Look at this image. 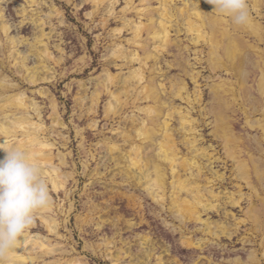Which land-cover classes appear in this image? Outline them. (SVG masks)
I'll return each mask as SVG.
<instances>
[{"label":"rangeland","instance_id":"rangeland-1","mask_svg":"<svg viewBox=\"0 0 264 264\" xmlns=\"http://www.w3.org/2000/svg\"><path fill=\"white\" fill-rule=\"evenodd\" d=\"M108 1L93 13L98 7L90 0H37L34 4H31V0H0V12H3L4 21L10 25V35L21 40L13 49L12 58L8 56L6 45L0 43V71L18 84L17 90L26 93L29 97L28 103L36 101L39 104L42 121L33 110V105L26 115L43 124L44 132L38 137L49 143L53 157L52 163L40 164L49 186L51 209L37 211L33 223L23 234L29 233L47 244L50 242L55 252H38L30 264H68L72 260L76 261V264H143L144 261L146 264H156L159 261H162V264H230L231 259L237 257L246 259L247 252L242 250V238L250 236L253 241L257 239L256 247H259L261 241V236L255 238L256 234H251L250 222L238 229V234L232 239L222 237L223 240H218L217 244L216 241L213 244L202 241V247L189 248L183 243L187 236L191 235L196 240L209 237L202 230L204 224L189 222L187 227L181 228L179 219L166 209L167 205L163 208L153 201L140 183L123 178L126 168H129V162L124 157L127 143L121 133L122 129L127 130L130 126L125 117L137 114L147 119L148 116L138 110L139 106L147 102L129 98L123 107L118 108L119 113L107 115L106 106L110 99L107 91L102 93L100 101L93 109L91 96L101 75L107 69L116 75L124 74L120 78V84L115 85L116 88L113 87L114 90H118L129 72L130 68L123 65L124 60L117 59L114 63L112 53L116 48L114 41L122 40L127 50L135 49L134 45L130 46L127 42L132 36V31L125 30L117 35L114 29L122 26L124 16L135 20L146 19L138 14L137 9L129 10L125 15L123 9L127 0H118L115 5L112 0ZM181 1L176 0L178 6L182 5ZM250 1L247 0V4L252 16L264 24V2L261 12L258 13L253 8L252 0ZM135 5L140 6V0H135ZM148 6L155 8L160 4L157 0H152ZM24 8L26 12L23 13ZM180 28L181 32L177 31L176 26L172 30L170 52L164 53L156 65V81H164L168 91H171L169 77L176 76V79L187 82L188 91L193 95L196 83L185 72L186 69L200 71L199 83L205 98L202 106H195L193 113L202 121L199 126V133L204 135L202 144L210 148L209 151L214 156L213 161L218 159L211 164L212 169L205 168L204 171L208 177L213 175L210 170L226 174L224 183L217 181L215 186L216 190L221 192L222 200H225V194L236 189V183H231L232 161L225 158L222 144L213 136L211 117L205 118L200 110L203 106L210 107V84L223 78H235L223 70L213 71L207 59L209 47L198 45L202 52L197 54L199 50H194L183 23ZM42 31L45 34L41 38L43 42L36 40ZM246 38L250 39L251 43H257L254 37L245 36L243 41H246ZM0 40L6 44L7 37L4 33L0 34ZM44 43L50 49L52 58L46 55L38 57L33 53L43 49ZM259 46L264 49V41L259 42ZM19 52L27 55L25 63L16 62L14 59V56L18 57ZM198 56L200 60H197ZM42 58L46 68L36 82L29 81L25 76L34 74L32 67L40 64ZM256 58L254 52L250 59ZM186 59L189 64H186ZM176 60L181 62V66L177 65ZM166 61L173 65L168 68ZM153 63L154 60H151L150 65ZM134 65L138 66L136 62ZM247 71L250 74L249 90L256 93L254 90L258 71L253 65H249ZM82 96H86V99H82ZM177 103L184 107L187 105L185 100L179 98L176 99ZM20 115L21 112L17 111L16 116ZM245 124V114L238 110L233 119L235 132L250 144L253 139L245 137L248 131H251L253 136H260V131L249 130L245 128ZM174 126H177V121ZM8 140L14 143L16 137L12 136ZM113 143L118 144V148L111 151L108 146ZM60 155L65 156L66 164L60 162ZM53 167L71 174L66 180L62 177L55 178L60 184L64 182L58 191L54 189L51 178L46 173V170ZM132 172L139 174L136 168H133ZM244 186V192L250 193L249 187ZM229 206L225 208L221 205L217 215L210 213L208 216L204 213L203 218L229 223L225 217L227 210L229 213H235L237 219L246 218L248 199L243 202L244 207L235 209ZM43 218L53 222V232L48 230ZM230 221L234 222L235 219L231 218ZM250 246L247 248H254L253 245ZM151 251L152 256L149 259L144 258V252Z\"/></svg>","mask_w":264,"mask_h":264},{"label":"bare ground","instance_id":"bare-ground-1","mask_svg":"<svg viewBox=\"0 0 264 264\" xmlns=\"http://www.w3.org/2000/svg\"><path fill=\"white\" fill-rule=\"evenodd\" d=\"M90 1L98 7L93 13L99 10L101 4L106 3V0ZM151 1L140 0V6L135 5V0L126 1V6L123 9L125 15L129 13V10L137 9L138 14L143 15L146 20L143 18L128 19L127 16H124L122 26L114 29L117 35L125 30L132 31V36L127 37V42L130 46L134 45L135 49L127 50L122 40L114 41L113 45L116 48L112 53L115 58L114 63L117 59L124 60L123 65H127L130 69L118 90H114L113 87L118 86L120 78L124 74L116 75L107 69L101 75L98 82H102H97V87L91 96L93 102L91 109L95 108L105 91L110 97L106 106L107 115L119 113L118 108L123 107L129 98L134 101H146L147 104L139 106L138 110L148 118H142L137 114L129 115L125 119L130 123V126L127 130H121L124 136L123 140L127 143L124 157L129 162L127 165L129 168H126L123 178L125 180L133 179L134 183H140L153 201L162 205L163 208L167 205L166 209H169L172 215L179 219L181 228L187 227L189 222L204 224L205 227L202 230L209 237L196 240L191 235L187 236L183 239V243L189 248L202 247V241L212 244L216 241L215 244H217L220 239H232L235 234H238V229L250 222L252 224L251 234H256L255 238L261 236L259 247L255 246L258 243L257 239L253 241L250 236L243 237L242 250L247 252V257L246 259L243 257L231 259L230 264H264V49L259 46V42L264 41V24L252 16L248 4V24L236 26L227 15L213 11L214 6L207 3V0H182L180 6L177 5L176 0H157L160 6L155 8L148 6ZM36 2L37 0H31V4ZM112 2L115 5L118 0H112ZM252 2L253 8L258 13L261 12L264 0H252ZM24 12H26L25 8ZM212 12L215 14L213 15ZM181 23L185 26L194 50H199L197 54L200 55L202 52V48L198 49V45L209 47L207 59L211 69L215 72L226 71L235 78H223L210 84V107L203 106L200 110L205 118L211 117L213 136L222 144L225 158L232 161L231 183H236V189L228 190L225 200H222L221 192L217 191L215 186L217 181L224 183L227 179L226 174L210 170L213 175L208 177L204 171L205 168L212 169L211 164L218 159L215 158L213 161L214 156L209 151L210 148L202 144L204 135L199 133L202 121L193 113L195 106L197 104L202 106L205 98L199 83L200 71L186 69L185 72L196 83L193 95L188 91L187 82L179 80V78L176 79V76L169 77L171 91H168L164 81H156V65L165 55L164 53L170 52L172 30L176 26L177 31L181 32ZM39 24L41 23L39 22ZM10 29V25L4 21L3 12H0V34L4 33L7 37L6 44L2 40L0 43L6 45L9 57L13 56V49L21 42L17 37L10 35ZM44 35V31H42L36 40L40 41ZM245 36L254 37L257 43H251L247 38L246 41H243ZM41 42L43 41L41 40ZM49 50L44 43L43 49H38L33 53L38 57L46 55L48 58H52ZM254 52L257 58L251 60L250 57ZM17 54L18 57L14 56L16 62L23 61L25 63L27 61V55L20 52ZM196 58L200 60V56ZM151 60H154L152 65H150ZM44 61L42 58L40 64L32 67L33 75L25 76L29 81L36 82L38 80V76L46 68ZM134 62L138 64L137 67ZM166 62L168 68L173 65ZM187 62L189 64L188 59H186V64ZM177 63L178 66H181L180 61ZM249 65H253L258 71L254 90L257 95L249 90L250 74L247 71ZM42 78L45 79V77H40V79ZM252 87L253 85L250 86V88ZM17 88L18 84L0 71V148L16 146L26 150L39 165L52 163L53 157L50 154L49 143L38 137L44 132L43 124L26 115L33 105V110L42 121L41 108L36 101H33L32 104L28 103L29 97L24 91L17 90ZM83 98L86 99V96H82ZM177 98L185 100L187 105L184 107L181 104H176ZM238 110L245 114V128L260 131V136H253L251 131H248L245 137L253 139L250 144L246 143L247 141L242 135L235 132L233 119ZM17 111L21 112L20 116H16ZM175 121H177V126H174ZM12 136L16 137L14 143L12 140H8ZM117 148L118 144L116 143L108 146L111 151ZM4 155V151L0 149V158H3ZM59 159L62 164L67 163L64 155H60ZM133 168L139 170V174L132 172ZM46 173L50 176L56 191L60 189V186H63L64 182L60 184L55 178L62 177L63 180H66L71 176L69 172H64L56 167L46 170ZM244 185L249 187L250 193L244 192ZM246 199L249 201L246 218L237 219L236 214L229 213L228 210L225 217L229 223L224 221L219 223L209 218H203L204 213H207L208 216L210 213L213 215L219 213L221 205H224L225 208L229 205L235 209L241 208ZM48 209H51V204L48 208L41 210ZM231 218H234L235 221L231 222ZM43 220L48 230L53 232L55 230L53 222L45 218ZM252 241L253 244H251ZM248 245H253L254 248H247ZM38 252L53 254L55 249L50 242L47 244L29 233L22 234L19 243L10 253V259L5 264H30ZM151 256L152 251L144 252V258L149 259ZM68 264H76V261H69ZM143 264H146L145 261ZM156 264H162V261ZM195 264L200 263L196 262Z\"/></svg>","mask_w":264,"mask_h":264},{"label":"clouds","instance_id":"clouds-1","mask_svg":"<svg viewBox=\"0 0 264 264\" xmlns=\"http://www.w3.org/2000/svg\"><path fill=\"white\" fill-rule=\"evenodd\" d=\"M213 11L227 15L236 26L249 22L247 0H207ZM0 264L10 259L19 238L31 226L37 211L51 204L49 186L41 166L26 150L0 148Z\"/></svg>","mask_w":264,"mask_h":264}]
</instances>
